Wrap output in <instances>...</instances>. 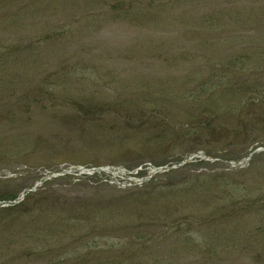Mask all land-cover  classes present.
Returning <instances> with one entry per match:
<instances>
[{
  "label": "rangeland",
  "instance_id": "rangeland-1",
  "mask_svg": "<svg viewBox=\"0 0 264 264\" xmlns=\"http://www.w3.org/2000/svg\"><path fill=\"white\" fill-rule=\"evenodd\" d=\"M259 149L264 0H0V198L110 169L0 202V264H264Z\"/></svg>",
  "mask_w": 264,
  "mask_h": 264
},
{
  "label": "water",
  "instance_id": "water-1",
  "mask_svg": "<svg viewBox=\"0 0 264 264\" xmlns=\"http://www.w3.org/2000/svg\"><path fill=\"white\" fill-rule=\"evenodd\" d=\"M261 151H264V150L263 149H259V150H257L254 153H258V152H261ZM251 157H252V154L249 155L247 158L243 159L240 162L231 163L230 166L232 168H234V169H242V168H245L248 165ZM196 159H198V160L212 161V159H210V158H208V157H206V156H204L202 154H199L197 156H191V157L187 158L186 160H184L183 162H181L180 164L175 165V166H172V167L153 168L150 171V174L146 178H144V179H142L140 181H137L134 184V186H142L143 184L149 182L154 176L159 175V174L167 173V172H169L171 170H175V169L182 168L185 165L196 161ZM62 171H63V174H66V175L67 174L92 175V174H100V173H104V172L105 173H110V169H104V168L86 169V168L78 167V166H71V167H69L67 169H64ZM59 176H60V174L47 173V176L41 182H38L32 189L27 190V192L22 193L20 195V197L18 198V200L14 201L12 203H9L8 205H4V206L17 205V204H19L21 201H23V199H24V197L26 196L27 193L36 191V189L42 185V183H43L44 180H50L51 178H56V177H59Z\"/></svg>",
  "mask_w": 264,
  "mask_h": 264
},
{
  "label": "trees",
  "instance_id": "trees-1",
  "mask_svg": "<svg viewBox=\"0 0 264 264\" xmlns=\"http://www.w3.org/2000/svg\"><path fill=\"white\" fill-rule=\"evenodd\" d=\"M152 186V182H149V183H147V184H145V185H143L142 186V188H148V187H151ZM14 200H16V199H14ZM0 202H9V200L8 199H1L0 198ZM14 208H16V207H11V208H9L10 210H13Z\"/></svg>",
  "mask_w": 264,
  "mask_h": 264
}]
</instances>
